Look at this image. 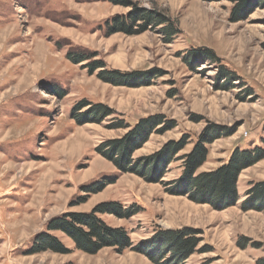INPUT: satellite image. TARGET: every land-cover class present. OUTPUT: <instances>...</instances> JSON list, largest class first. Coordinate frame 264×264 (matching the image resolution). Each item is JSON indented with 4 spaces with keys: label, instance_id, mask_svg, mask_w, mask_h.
Returning <instances> with one entry per match:
<instances>
[{
    "label": "rangeland",
    "instance_id": "rangeland-1",
    "mask_svg": "<svg viewBox=\"0 0 264 264\" xmlns=\"http://www.w3.org/2000/svg\"><path fill=\"white\" fill-rule=\"evenodd\" d=\"M128 1L172 20L179 33L169 40L157 27L108 36L107 21L133 9L110 0H0V264H154L134 249L88 254L61 231H48L52 219L103 202L138 210L129 218L99 215L124 228L132 246L160 230L191 228L201 241L180 264H264V199L250 195L264 182V159L242 171L238 200L228 208L195 202L173 185L183 156L208 128L221 137L207 145L197 174L227 163L236 148L264 149V0L251 12L239 6L253 0ZM202 49L219 61L200 57ZM73 53L91 59L77 64ZM94 61L126 74L124 81H104L102 69L90 74L86 64ZM84 101L110 115L95 121L88 107L76 110ZM153 116L167 125L132 160L187 137L162 177L150 167L123 172L99 150L129 132L114 127L121 120L135 126ZM42 232L70 252L29 253Z\"/></svg>",
    "mask_w": 264,
    "mask_h": 264
},
{
    "label": "trees",
    "instance_id": "trees-1",
    "mask_svg": "<svg viewBox=\"0 0 264 264\" xmlns=\"http://www.w3.org/2000/svg\"><path fill=\"white\" fill-rule=\"evenodd\" d=\"M110 1L115 5L131 6L133 9L125 16L113 17L107 21L108 36L116 33L134 35L145 32L149 28L156 29L157 27H160V32L169 40L179 33L174 22L161 14L155 16L150 11L135 8L134 4L128 0ZM253 2V6L251 7L248 6L249 2L246 1L239 8L241 7L242 10L247 9V11L251 12L258 4L257 0H253ZM237 13H240V10H235L236 17ZM195 55L193 54L192 56L193 60L197 59V55ZM198 55L202 58L206 57L210 60L219 61V58L209 49H202ZM69 58L77 64L91 59L86 56H77L74 53ZM86 65L90 74L102 69L98 73V76L106 82L120 85L119 83L124 81L122 79L126 77L124 73L106 70L99 61L89 62ZM221 69H223L226 76H234L226 68L222 67ZM113 79L119 81H114ZM230 81L234 80L231 78ZM85 107L89 108L85 115H88L95 121H102V119L110 115L109 110L102 104H91L86 101L82 102L76 110L80 111ZM161 118V116H153L142 119L135 126L127 125L121 120L114 127L129 128V132L120 139L107 141L104 143L103 148L99 150L123 172L139 174L141 173V169L147 170L150 167L151 175H155L157 179L162 177L165 169L186 147V136L179 141L172 140L165 144L163 150L155 157L146 156L138 161L132 160L134 152L146 143L150 134L157 130V127L162 123L167 125ZM172 127L167 126L164 128V131ZM219 137H221L219 132L213 131L210 128L206 129L194 143L192 150L183 156L182 175L176 182H173V185L178 191L182 194H187L195 202L209 203L215 208L224 209L236 203L238 200V177L244 169L264 159V149L260 147L252 150L236 148L227 163L215 170L197 174L199 168L207 161L209 153L207 145L213 143ZM143 176L148 179L145 174ZM104 187L100 185L96 189L89 191L97 193L102 191ZM250 195H255L258 200H263L264 182L256 184L250 190ZM85 199L81 198L80 202H84ZM245 208L248 209L246 206ZM137 212L138 210H123L117 202H103L97 204L88 213L70 212L62 217L52 219L48 223V231H61L73 242L76 249L88 254H96L106 247L115 248L120 253L127 249H134L148 254L154 264H180L195 252L201 239L197 236L198 233L191 228L160 230L155 237L135 247L132 246L129 234L124 228L111 227L99 217L100 214L111 213L121 218H129ZM45 251L62 254L70 252L57 236L49 232H42L36 236L29 253L35 254ZM163 259L166 260L162 262Z\"/></svg>",
    "mask_w": 264,
    "mask_h": 264
},
{
    "label": "bare ground",
    "instance_id": "bare-ground-1",
    "mask_svg": "<svg viewBox=\"0 0 264 264\" xmlns=\"http://www.w3.org/2000/svg\"><path fill=\"white\" fill-rule=\"evenodd\" d=\"M8 187V186H7ZM14 188V187H13ZM0 190H1V188H0Z\"/></svg>",
    "mask_w": 264,
    "mask_h": 264
}]
</instances>
